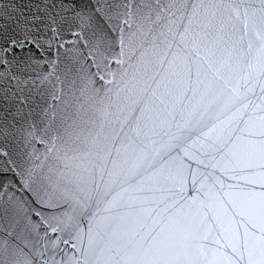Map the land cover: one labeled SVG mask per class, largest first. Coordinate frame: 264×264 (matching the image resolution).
I'll return each instance as SVG.
<instances>
[{"label":"snow or ice","instance_id":"6c2138e0","mask_svg":"<svg viewBox=\"0 0 264 264\" xmlns=\"http://www.w3.org/2000/svg\"><path fill=\"white\" fill-rule=\"evenodd\" d=\"M0 264H264V0H0Z\"/></svg>","mask_w":264,"mask_h":264}]
</instances>
